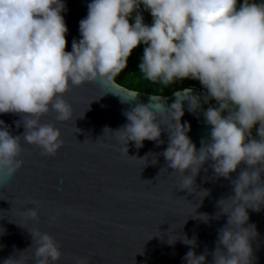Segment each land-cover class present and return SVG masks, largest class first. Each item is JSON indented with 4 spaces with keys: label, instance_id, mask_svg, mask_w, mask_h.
I'll return each instance as SVG.
<instances>
[{
    "label": "clouds",
    "instance_id": "1",
    "mask_svg": "<svg viewBox=\"0 0 264 264\" xmlns=\"http://www.w3.org/2000/svg\"><path fill=\"white\" fill-rule=\"evenodd\" d=\"M141 6L151 14L150 25ZM65 10L63 0H0V114L20 116L16 126L25 129L14 136L0 120V187L24 163L22 142L38 146L42 155L57 154L64 143L61 131L43 120L52 113L57 121L72 118L65 96L73 87L101 81L111 85L128 68L133 51L144 45L138 67L146 81L165 89L178 81H199L204 99L216 106L203 110L191 87L173 90L170 106L165 93L157 92L147 104L137 103L124 113L128 123L122 128H106L105 134L115 133L128 153L129 142L137 148L145 140L163 144L166 125L169 140L162 155L167 168L183 177L181 190L189 191L203 165L212 161L215 175L233 185V195L218 201L227 222L211 252L212 264H252L257 233L248 224V210L264 207V0H91L79 22L81 38L72 41L70 52ZM140 93L118 95L132 104ZM185 103L190 112H202L211 126L199 149L188 135L190 124L182 123ZM162 117L169 123H162ZM25 214L38 219L36 208ZM200 218L207 221L208 216ZM31 234L34 264H56L62 251L54 237L38 230ZM183 243L190 246L186 264H208L207 254L196 253L195 238L184 237ZM4 264L21 261L12 256ZM78 264H88L87 259L79 258Z\"/></svg>",
    "mask_w": 264,
    "mask_h": 264
},
{
    "label": "water",
    "instance_id": "2",
    "mask_svg": "<svg viewBox=\"0 0 264 264\" xmlns=\"http://www.w3.org/2000/svg\"><path fill=\"white\" fill-rule=\"evenodd\" d=\"M63 2L70 52L72 41L81 38L79 22L86 18L91 0ZM189 87L201 97L203 110L213 107L212 101L204 99V91ZM132 91L141 92L138 99L132 104L122 102L118 94L127 96ZM155 94L116 79L111 85L85 83L65 96L73 112L69 121H57L54 113L44 117V123L60 129L64 143L55 156H45L38 146L22 142L24 163L0 187V264L12 256L21 264H34L31 232L36 230L50 234L60 245L62 257L56 264H78L79 258H86L88 264H186L183 257L190 246L183 243L184 237L195 238L196 253L207 254L212 264L211 252L227 222L218 201L233 195L232 181L217 177L209 161L195 177L194 186L181 190L183 177L167 168L162 155L169 140L166 125H162L163 144L145 140L137 148L129 142L128 153L111 131L128 123L126 111L137 103L147 104ZM164 99L170 106L173 94H165ZM0 120L14 136L25 131L22 125L17 128L21 117L16 114H0ZM161 122L169 120L162 117ZM182 123L190 124L188 135L197 149L210 137L211 126L202 112H190L187 103ZM106 128L111 130L105 134ZM239 171L231 174L232 179ZM29 208L38 210V219L25 214ZM248 213V224L257 233L251 242L252 264H264V207ZM201 214H207V221Z\"/></svg>",
    "mask_w": 264,
    "mask_h": 264
},
{
    "label": "trees",
    "instance_id": "3",
    "mask_svg": "<svg viewBox=\"0 0 264 264\" xmlns=\"http://www.w3.org/2000/svg\"><path fill=\"white\" fill-rule=\"evenodd\" d=\"M242 2L243 0H240V3ZM256 2H261V0H256ZM140 12L144 17V22L150 25L152 23L151 14L145 11L143 9V6H141L140 8ZM144 47H145L144 45H140L133 51L131 57L129 58L128 68L115 78L118 82L130 88L139 89L142 91H148L152 93L164 92L165 94H171L175 89H182L189 86H197L200 89H203L199 81L191 80V79L178 81L176 84L166 89L163 88L161 85L152 84L146 81L143 78L142 74L139 73V67H138L142 60ZM212 103H213V107H215L216 102L212 101ZM253 135H255V130H253Z\"/></svg>",
    "mask_w": 264,
    "mask_h": 264
},
{
    "label": "built area",
    "instance_id": "4",
    "mask_svg": "<svg viewBox=\"0 0 264 264\" xmlns=\"http://www.w3.org/2000/svg\"><path fill=\"white\" fill-rule=\"evenodd\" d=\"M201 90L205 92V90H204V89H201Z\"/></svg>",
    "mask_w": 264,
    "mask_h": 264
}]
</instances>
